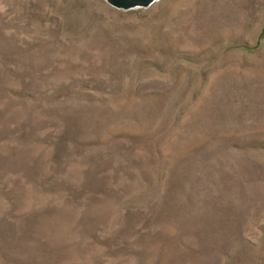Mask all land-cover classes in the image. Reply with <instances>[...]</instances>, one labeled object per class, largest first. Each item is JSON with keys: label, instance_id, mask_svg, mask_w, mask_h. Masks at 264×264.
Listing matches in <instances>:
<instances>
[{"label": "rangeland", "instance_id": "rangeland-1", "mask_svg": "<svg viewBox=\"0 0 264 264\" xmlns=\"http://www.w3.org/2000/svg\"><path fill=\"white\" fill-rule=\"evenodd\" d=\"M0 264H264V0H0Z\"/></svg>", "mask_w": 264, "mask_h": 264}, {"label": "water", "instance_id": "water-1", "mask_svg": "<svg viewBox=\"0 0 264 264\" xmlns=\"http://www.w3.org/2000/svg\"><path fill=\"white\" fill-rule=\"evenodd\" d=\"M108 5L119 10L148 8L159 0H105Z\"/></svg>", "mask_w": 264, "mask_h": 264}]
</instances>
